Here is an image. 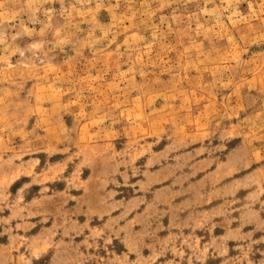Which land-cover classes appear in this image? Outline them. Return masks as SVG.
<instances>
[{
  "label": "rangeland",
  "instance_id": "374dc122",
  "mask_svg": "<svg viewBox=\"0 0 264 264\" xmlns=\"http://www.w3.org/2000/svg\"><path fill=\"white\" fill-rule=\"evenodd\" d=\"M0 264H264V0H0Z\"/></svg>",
  "mask_w": 264,
  "mask_h": 264
}]
</instances>
